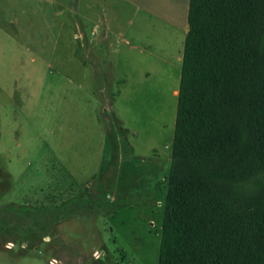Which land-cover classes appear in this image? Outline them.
Listing matches in <instances>:
<instances>
[{"label": "rangeland", "instance_id": "rangeland-1", "mask_svg": "<svg viewBox=\"0 0 264 264\" xmlns=\"http://www.w3.org/2000/svg\"><path fill=\"white\" fill-rule=\"evenodd\" d=\"M107 14L106 0H0V211L94 200L56 224L0 226V264L158 262L183 47L133 17L152 48L129 69Z\"/></svg>", "mask_w": 264, "mask_h": 264}, {"label": "trees", "instance_id": "trees-1", "mask_svg": "<svg viewBox=\"0 0 264 264\" xmlns=\"http://www.w3.org/2000/svg\"><path fill=\"white\" fill-rule=\"evenodd\" d=\"M167 178L157 264H264V0H189ZM81 194L0 226L59 223Z\"/></svg>", "mask_w": 264, "mask_h": 264}, {"label": "crops", "instance_id": "crops-1", "mask_svg": "<svg viewBox=\"0 0 264 264\" xmlns=\"http://www.w3.org/2000/svg\"><path fill=\"white\" fill-rule=\"evenodd\" d=\"M106 3L108 14L103 15V35L104 37L114 36L120 40V43H123L124 63L129 66V69H132L137 62L132 60L134 51H137L138 55L147 56L151 53L152 48L149 45L139 48L141 45L137 42L135 33L129 31V25L133 24V17L140 15V20L145 25L151 23L159 26L170 33L172 41L175 39V45L184 47L189 0H106ZM102 11L105 10L102 9ZM182 54L183 50L182 53H177L176 61L181 63ZM109 63L112 66L111 70L115 73L118 63L116 60ZM129 74L126 73L119 77L117 82L126 84L130 79ZM177 92L176 89L174 93Z\"/></svg>", "mask_w": 264, "mask_h": 264}]
</instances>
